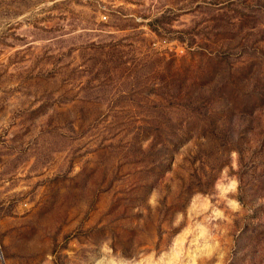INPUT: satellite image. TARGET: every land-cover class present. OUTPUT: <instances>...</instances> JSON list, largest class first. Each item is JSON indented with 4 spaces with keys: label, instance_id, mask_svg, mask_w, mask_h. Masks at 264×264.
<instances>
[{
    "label": "rangeland",
    "instance_id": "obj_1",
    "mask_svg": "<svg viewBox=\"0 0 264 264\" xmlns=\"http://www.w3.org/2000/svg\"><path fill=\"white\" fill-rule=\"evenodd\" d=\"M0 264H264V0H0Z\"/></svg>",
    "mask_w": 264,
    "mask_h": 264
},
{
    "label": "clouds",
    "instance_id": "obj_2",
    "mask_svg": "<svg viewBox=\"0 0 264 264\" xmlns=\"http://www.w3.org/2000/svg\"><path fill=\"white\" fill-rule=\"evenodd\" d=\"M49 259H51V257Z\"/></svg>",
    "mask_w": 264,
    "mask_h": 264
}]
</instances>
